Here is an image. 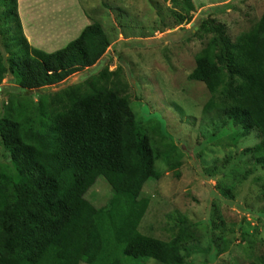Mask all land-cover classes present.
Wrapping results in <instances>:
<instances>
[{
	"label": "trees",
	"instance_id": "16d2710c",
	"mask_svg": "<svg viewBox=\"0 0 264 264\" xmlns=\"http://www.w3.org/2000/svg\"><path fill=\"white\" fill-rule=\"evenodd\" d=\"M169 1L186 17L193 10L192 0ZM0 5L1 18L15 28L7 37L0 25L9 51L4 60L0 50V86L10 77L20 89L0 109V264H185L190 226L177 225L167 241L140 233L150 203L144 188L162 176L167 153L141 129L123 68L109 70L111 42L100 23L48 54L27 44L17 0ZM222 10L209 8L189 33L206 41L190 81L209 95L203 121L231 125L233 145L251 134L258 139L242 158L215 165V173L230 176L246 163L264 173V11L232 40L210 19ZM96 65V74L67 85ZM176 165L168 163L170 170ZM250 259L264 264V254Z\"/></svg>",
	"mask_w": 264,
	"mask_h": 264
},
{
	"label": "rangeland",
	"instance_id": "374dc122",
	"mask_svg": "<svg viewBox=\"0 0 264 264\" xmlns=\"http://www.w3.org/2000/svg\"><path fill=\"white\" fill-rule=\"evenodd\" d=\"M192 2L193 10L186 17L184 8L169 0H20V5L17 0V15L30 48L48 54L96 22L108 35L109 70L123 68L134 112L143 117L141 129L167 153L166 164L158 165L162 176L144 188L150 203L140 233L167 241L177 233V225L190 226L193 239L184 243L181 252L185 264H251L250 256L264 254V173L249 163L230 176L217 175L214 169L229 158H242V151L258 139L251 134L233 145L231 125L201 119L200 110L209 95L190 76L194 57L206 41L189 33L196 30L202 13L224 7L220 13L210 12V19L222 24L234 40L259 20L264 0ZM3 12L0 5V25H7L10 37L15 28L1 18ZM4 43L0 35L6 60L9 51ZM98 68L72 76L67 85L96 74ZM19 91L14 80L6 78L0 86V109ZM168 163L178 165L170 170Z\"/></svg>",
	"mask_w": 264,
	"mask_h": 264
},
{
	"label": "crops",
	"instance_id": "0c3cea01",
	"mask_svg": "<svg viewBox=\"0 0 264 264\" xmlns=\"http://www.w3.org/2000/svg\"><path fill=\"white\" fill-rule=\"evenodd\" d=\"M19 5H20V0H19ZM24 9H26V8H24Z\"/></svg>",
	"mask_w": 264,
	"mask_h": 264
}]
</instances>
